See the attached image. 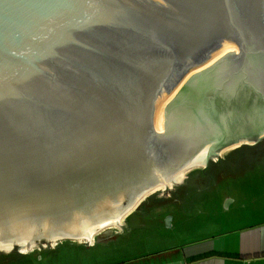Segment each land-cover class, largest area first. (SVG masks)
<instances>
[{"label": "water", "instance_id": "95a60500", "mask_svg": "<svg viewBox=\"0 0 264 264\" xmlns=\"http://www.w3.org/2000/svg\"><path fill=\"white\" fill-rule=\"evenodd\" d=\"M261 222L264 0H0V264Z\"/></svg>", "mask_w": 264, "mask_h": 264}, {"label": "crops", "instance_id": "0c3cea01", "mask_svg": "<svg viewBox=\"0 0 264 264\" xmlns=\"http://www.w3.org/2000/svg\"><path fill=\"white\" fill-rule=\"evenodd\" d=\"M114 264H264V222Z\"/></svg>", "mask_w": 264, "mask_h": 264}, {"label": "trees", "instance_id": "16d2710c", "mask_svg": "<svg viewBox=\"0 0 264 264\" xmlns=\"http://www.w3.org/2000/svg\"><path fill=\"white\" fill-rule=\"evenodd\" d=\"M251 147H253V146L244 145V146H241V147H239V148H236L235 151L238 152V151L242 150L243 148H251ZM234 153H235V152H233L232 154H234ZM211 163H212V162H211ZM26 258H28V256H27Z\"/></svg>", "mask_w": 264, "mask_h": 264}, {"label": "snow or ice", "instance_id": "6c2138e0", "mask_svg": "<svg viewBox=\"0 0 264 264\" xmlns=\"http://www.w3.org/2000/svg\"><path fill=\"white\" fill-rule=\"evenodd\" d=\"M84 2L89 3V4H95V3L101 2V0H84Z\"/></svg>", "mask_w": 264, "mask_h": 264}, {"label": "flooded vegetation", "instance_id": "af4514ba", "mask_svg": "<svg viewBox=\"0 0 264 264\" xmlns=\"http://www.w3.org/2000/svg\"><path fill=\"white\" fill-rule=\"evenodd\" d=\"M262 141V140H261ZM209 164V163H208ZM212 165V163L209 165V166H211ZM208 166V165H207Z\"/></svg>", "mask_w": 264, "mask_h": 264}]
</instances>
